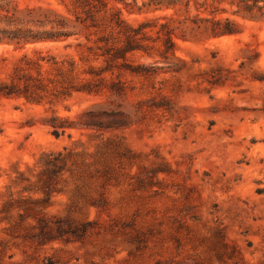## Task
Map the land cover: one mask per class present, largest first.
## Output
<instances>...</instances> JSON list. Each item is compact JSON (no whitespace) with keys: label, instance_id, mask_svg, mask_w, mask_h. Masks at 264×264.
<instances>
[{"label":"rangeland","instance_id":"1","mask_svg":"<svg viewBox=\"0 0 264 264\" xmlns=\"http://www.w3.org/2000/svg\"><path fill=\"white\" fill-rule=\"evenodd\" d=\"M15 1L68 14L55 0ZM195 1L237 33L176 39L189 68L179 76L121 70L119 97L54 106L0 98V264H264V15ZM107 2L133 26L172 14ZM75 43L0 45V82L23 54L75 55ZM156 59L129 55L126 68ZM54 115L71 126L58 136ZM92 115L103 127H81Z\"/></svg>","mask_w":264,"mask_h":264},{"label":"trees","instance_id":"2","mask_svg":"<svg viewBox=\"0 0 264 264\" xmlns=\"http://www.w3.org/2000/svg\"><path fill=\"white\" fill-rule=\"evenodd\" d=\"M64 6L67 15L50 7L21 8L15 0H0V45L23 49L29 44L76 40L74 54L55 55L49 50L35 51L32 56L23 54L7 79L0 82V98L24 99L28 104L54 106L74 95L119 97L124 87L119 83V71L127 69L136 77L155 78L160 73L181 75L187 71L186 61L175 55L176 39L186 40L202 35L220 37L237 33L236 24L229 19L200 17L195 0H148L141 8L150 12L172 11L170 15L147 18L135 26L119 18V11L110 14L107 0H55ZM235 12L250 20L264 15V0H229ZM195 14L190 15V4ZM141 8L139 10H141ZM206 9L204 8V11ZM156 59L153 65L138 64L126 68L129 55ZM162 62V66H158ZM214 86V80L204 78ZM84 128L103 127L100 116H93ZM52 134L71 127L66 119L52 116L49 119ZM107 128L119 127L118 124ZM107 148L115 141L107 140ZM73 154H57V161ZM60 167V166H58ZM63 169L58 171V176ZM109 170V168H107Z\"/></svg>","mask_w":264,"mask_h":264}]
</instances>
